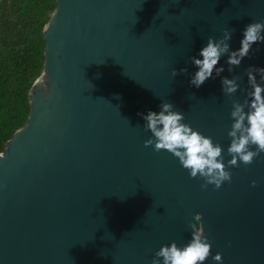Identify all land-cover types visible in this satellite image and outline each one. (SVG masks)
Instances as JSON below:
<instances>
[{
  "label": "water",
  "instance_id": "95a60500",
  "mask_svg": "<svg viewBox=\"0 0 264 264\" xmlns=\"http://www.w3.org/2000/svg\"><path fill=\"white\" fill-rule=\"evenodd\" d=\"M55 1L30 112L0 153V264H151L161 246L189 242V223L222 264H264V153L202 189L171 154L144 147L138 115L171 103L227 164L232 101L246 98L248 67L264 68V44L231 73L222 57L224 72L200 88L190 58L226 29L238 50L264 0ZM223 77H239L231 97Z\"/></svg>",
  "mask_w": 264,
  "mask_h": 264
},
{
  "label": "clouds",
  "instance_id": "9594fccd",
  "mask_svg": "<svg viewBox=\"0 0 264 264\" xmlns=\"http://www.w3.org/2000/svg\"><path fill=\"white\" fill-rule=\"evenodd\" d=\"M231 38L232 33L226 29L221 39L210 37L207 40L198 53V57L202 59L195 56L190 58V62L198 69L191 76V86L200 88L207 80L213 78L214 71L216 76H220L225 69L217 65L224 56H227L226 64L230 73L235 67H239L249 56L253 45L264 44V21L246 25L238 50H231ZM183 73H187L186 68L181 69L179 73L175 69L172 70L173 77ZM246 76L249 88L246 98L242 103L232 101L230 117L233 123L228 132L230 145L227 149L231 159L227 164L224 162L222 146L185 123L183 113L177 111L169 102H162L159 112L138 114L145 121V131L151 133V138L145 141L144 147H152L157 153L166 151L171 154L182 168L188 171L190 178L204 181L201 184L202 189L214 185L218 190L225 182L230 183L232 173L229 169L239 167L240 163L251 165L264 153V68L250 66L246 70ZM238 79L239 77L221 79L224 95L231 97L240 90ZM0 158H3L2 154ZM252 186H256L255 181ZM201 220L202 216L197 214L195 221ZM188 227L192 231L189 242L183 247H178L174 241L170 245L161 246L151 264H204L210 256L215 264H222V254L211 255L212 245L204 235L203 225L189 223Z\"/></svg>",
  "mask_w": 264,
  "mask_h": 264
},
{
  "label": "trees",
  "instance_id": "16d2710c",
  "mask_svg": "<svg viewBox=\"0 0 264 264\" xmlns=\"http://www.w3.org/2000/svg\"><path fill=\"white\" fill-rule=\"evenodd\" d=\"M55 0H0V153L30 112L29 91L43 71V28Z\"/></svg>",
  "mask_w": 264,
  "mask_h": 264
}]
</instances>
